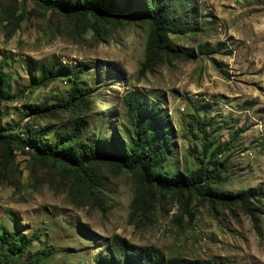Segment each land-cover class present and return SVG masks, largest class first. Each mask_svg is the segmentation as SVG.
I'll return each instance as SVG.
<instances>
[{"label":"rangeland","instance_id":"1","mask_svg":"<svg viewBox=\"0 0 264 264\" xmlns=\"http://www.w3.org/2000/svg\"><path fill=\"white\" fill-rule=\"evenodd\" d=\"M142 2L104 0L117 8L103 16L0 0V264H97L116 239L166 259L264 264V198L239 197L264 192V0H160L158 24L125 17ZM74 83L87 106L71 101ZM131 93L170 133L162 162L80 166L37 148L77 124L67 147L125 140ZM178 174L193 186L162 185Z\"/></svg>","mask_w":264,"mask_h":264},{"label":"trees","instance_id":"2","mask_svg":"<svg viewBox=\"0 0 264 264\" xmlns=\"http://www.w3.org/2000/svg\"><path fill=\"white\" fill-rule=\"evenodd\" d=\"M69 1L66 0L67 5H65L60 0H42L47 6L51 4L56 6V8H63L71 13L92 12L105 16L108 10L117 8L114 4L104 5V0H76L73 1V4L69 3ZM123 1L130 8L132 7L131 0ZM167 1H170L169 4H171L174 0ZM158 3H160V0H147L146 4L142 2V7L139 10L133 11V13H127L125 17L138 19L141 18V15H144L158 24L163 20V13ZM127 5L125 4L123 6L128 8ZM48 70L49 75L53 74L54 68L52 66ZM46 77L51 79V77L47 76L46 71L42 69V83ZM87 92V89L79 87L78 84L74 83L71 89V101L74 105L78 107L87 106L88 100L85 99V93ZM124 107L130 127L125 130V140L123 141H118L117 137H113L108 145H103L100 140L90 139L88 143L79 145L75 149L67 147L76 143L79 139L78 136L81 130L79 129V124H77L73 126L68 137H59V140L54 145V149H52L51 145L40 142V140H45L43 137L36 143L37 148L42 150L43 156L58 158L63 162L68 161V158H70L75 162L73 164H80V166L103 162L114 165L122 170H135L153 167L155 163L162 162L164 159H162L163 156H160L159 153L166 150V144L170 138L169 131H165L163 129L164 125L159 124V122L155 121L156 126L160 127L159 130L157 127H152L146 123L143 114L147 110V102L141 94L131 93L125 99ZM61 141L63 142L60 143ZM197 180H200V177ZM162 185L167 188H191L193 181L187 180L178 174L177 176L173 175L166 179ZM239 197H243L245 200L264 198V192L254 190L242 193ZM2 240L7 244H13L14 241L18 242L11 235L4 236ZM114 241L111 245L110 253L107 255V259L104 262L99 261L97 264H212L210 262L188 261L184 259H166L160 251L154 249H141L138 252H132L120 239Z\"/></svg>","mask_w":264,"mask_h":264}]
</instances>
